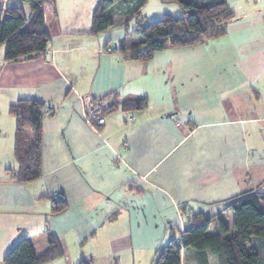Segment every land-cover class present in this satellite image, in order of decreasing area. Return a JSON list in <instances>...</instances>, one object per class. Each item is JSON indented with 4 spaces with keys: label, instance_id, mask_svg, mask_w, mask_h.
I'll use <instances>...</instances> for the list:
<instances>
[{
    "label": "crops",
    "instance_id": "1",
    "mask_svg": "<svg viewBox=\"0 0 264 264\" xmlns=\"http://www.w3.org/2000/svg\"><path fill=\"white\" fill-rule=\"evenodd\" d=\"M93 11L64 23L45 11L43 56L6 62L0 53V264L19 240L49 234L61 257L45 264H98L96 254L79 253L83 245L115 264L122 255L154 264L183 232L182 213L212 218L213 232L216 219L229 225L231 198L264 191V24L235 17L225 36L177 49L189 54L171 48L137 62L114 51L123 17L91 35ZM111 92L146 97L147 106L117 109L99 126L86 122L85 107ZM20 99L47 107L41 175L28 183L14 181L8 109ZM59 197L67 207L53 214Z\"/></svg>",
    "mask_w": 264,
    "mask_h": 264
},
{
    "label": "trees",
    "instance_id": "2",
    "mask_svg": "<svg viewBox=\"0 0 264 264\" xmlns=\"http://www.w3.org/2000/svg\"><path fill=\"white\" fill-rule=\"evenodd\" d=\"M16 1L8 0L7 4L0 0V45L4 46L6 62L43 56L49 45L44 12H56L55 0H19L28 5L27 16L22 6L14 4ZM146 1L99 0L91 17L90 34L106 32L113 27V17L122 16L124 36L114 51L132 61L147 62L170 48L221 38L235 19L227 0H172L181 9L180 17L165 14L158 20L142 22L141 9ZM147 102L146 97L123 100L111 92L94 98L91 105L100 108L103 117L117 109L142 110ZM46 109L45 104L32 99H20L9 106L8 112L15 118L13 156L19 165L14 173L17 183H28L41 175V125ZM66 207L63 197H59L53 201L51 213H61ZM224 211L231 212L229 225L216 219L213 232L212 218L201 212L182 213L183 232L159 248L154 264H185L188 260L194 264H264V191L235 196ZM60 254L57 239L49 234L45 241L35 244L19 240L4 255L2 263L45 264Z\"/></svg>",
    "mask_w": 264,
    "mask_h": 264
},
{
    "label": "rangeland",
    "instance_id": "3",
    "mask_svg": "<svg viewBox=\"0 0 264 264\" xmlns=\"http://www.w3.org/2000/svg\"><path fill=\"white\" fill-rule=\"evenodd\" d=\"M6 1L8 4V0ZM98 2L99 0H55L57 19L61 23H64V22H68L71 18H73L72 16L77 15L76 17L80 21H82L83 19L90 16L92 10H94ZM14 4L22 6L24 8L26 15L28 16L29 7L27 4L22 3L19 0H17L16 3ZM227 5L235 13L236 18H239V17L242 18L241 21L243 20L245 21V23L259 22V23L264 24V0H227ZM46 12L50 13V10L46 9ZM165 14L170 15L173 18H178L181 16V9L178 6V4H176L172 0H147L141 9L140 19L142 22L154 21V20H158L162 18V16ZM50 15L52 14L50 13ZM118 29H119L118 27H114L113 30L116 31ZM213 40H216V39H213ZM177 49L185 50V49H190V48L175 47V49L173 48V50H171V53L176 54ZM3 52H4V46L3 44H1L0 53L3 55ZM177 52L189 54V52H184L181 50ZM180 227L181 225H179L178 223L175 224V227H174L175 234H178L177 231L180 230ZM86 246L87 245H83V247L81 246L79 248V253H81L84 250L85 252L88 251L89 253L93 254V256L96 254V256L99 258V260L97 261L98 264H115L116 262L115 258H113L111 255H104L103 257H101L100 254L95 253L92 250L91 245H89L88 247ZM74 254L75 252L73 249L72 256H74ZM60 257L61 256L47 263H53L54 261L58 260ZM116 260L118 264H130L131 263L127 255H122L121 257H119V259L116 258Z\"/></svg>",
    "mask_w": 264,
    "mask_h": 264
},
{
    "label": "built area",
    "instance_id": "4",
    "mask_svg": "<svg viewBox=\"0 0 264 264\" xmlns=\"http://www.w3.org/2000/svg\"><path fill=\"white\" fill-rule=\"evenodd\" d=\"M83 118L93 126H99L103 123V117L100 108L95 105L85 107Z\"/></svg>",
    "mask_w": 264,
    "mask_h": 264
}]
</instances>
